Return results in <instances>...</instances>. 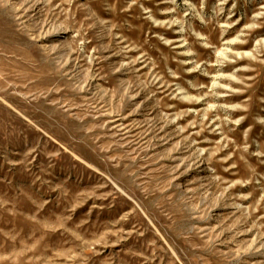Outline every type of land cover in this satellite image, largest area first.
<instances>
[{
  "label": "rangeland",
  "instance_id": "1",
  "mask_svg": "<svg viewBox=\"0 0 264 264\" xmlns=\"http://www.w3.org/2000/svg\"><path fill=\"white\" fill-rule=\"evenodd\" d=\"M0 264H264V0H0Z\"/></svg>",
  "mask_w": 264,
  "mask_h": 264
}]
</instances>
